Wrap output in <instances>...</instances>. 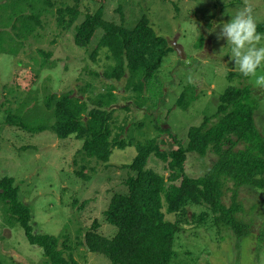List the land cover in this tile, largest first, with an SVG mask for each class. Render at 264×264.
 <instances>
[{
    "label": "rangeland",
    "instance_id": "obj_1",
    "mask_svg": "<svg viewBox=\"0 0 264 264\" xmlns=\"http://www.w3.org/2000/svg\"><path fill=\"white\" fill-rule=\"evenodd\" d=\"M54 1L71 4L74 0ZM253 3L261 23L264 0H253ZM81 4L83 10L90 11L103 6L107 18L115 15V9L121 5L129 28L147 14L155 30L172 47L141 96L125 90V78L112 81L118 88V101L112 105L116 125L113 136L121 133V127L126 125L124 135L134 142L156 138L163 149L170 151L178 142L186 143L190 126L200 124L205 115L213 114L219 95L229 84L242 82L251 84L260 102L255 119L260 129L264 127V87L255 85V77L246 78L237 70L231 60V45L226 38L217 39L219 26L235 15L243 0H82ZM27 6L28 0H16L9 11L2 7L1 23L9 20L13 8L24 10ZM49 8L51 12L42 16L43 26L34 35L20 42L18 39L5 42L3 47L6 45L12 54L0 51V177L15 178L20 200L31 208L35 232L58 236L65 255L72 254L80 264H112L106 256L88 250L82 242L94 220L100 222V232L106 236L116 230L104 220L103 212L114 192L127 190L124 181L128 170L123 165L132 162L137 153L136 144L114 147L109 161L104 163L81 158L77 151L82 140L59 138L50 129L34 133L6 123L9 108L22 112L23 116L28 114L30 124L39 123L42 109L35 106L42 105L44 90H74L84 98L104 88L106 80L92 74L101 73L109 63L106 48L98 49L93 55L102 30L96 31L86 48L79 47L73 40L74 26L65 31L58 28L53 16L56 6ZM82 19L80 16L77 23ZM8 30L11 33L10 27ZM40 50L51 53L43 65ZM231 71L237 73L232 82L228 80ZM258 73H264V67ZM189 85L191 90L187 88ZM28 89L33 92H27ZM183 91L195 95L187 108L177 105ZM31 95L37 96L39 104ZM187 155L186 172L192 176L204 174L217 159L212 153L200 156L188 152ZM165 165L152 154L147 166L167 176ZM225 184L224 201L228 203L233 183L226 180ZM239 200L243 204L240 216L252 224L248 235L237 238L227 228L190 222L176 235V257L172 264H264V190L242 186ZM187 208L189 218L192 213L205 210L200 205ZM164 211L168 220L175 218L173 213ZM63 242L72 249L65 248ZM0 259L3 264H48L42 250L29 243L22 226L7 222L1 202Z\"/></svg>",
    "mask_w": 264,
    "mask_h": 264
},
{
    "label": "trees",
    "instance_id": "obj_2",
    "mask_svg": "<svg viewBox=\"0 0 264 264\" xmlns=\"http://www.w3.org/2000/svg\"><path fill=\"white\" fill-rule=\"evenodd\" d=\"M15 1L1 0L0 10L6 7L9 11ZM81 3L82 0L71 4L28 0L29 6L24 10L13 8L5 24L0 17V51L12 54L6 45L3 47L5 42H16V39L20 42L34 35L36 29L43 26L42 16L51 12L49 7L56 6L53 16L58 28L65 31L74 26L73 40L79 47L86 48L96 31L102 30L93 55L98 49L106 48L109 63L101 73L92 72L94 77L102 76L106 80L102 90L84 98L74 90H44L42 105L35 106L42 109L39 123L30 124L28 114L23 116L22 112L11 108L6 119L8 125L22 130L36 133L50 129L59 138L82 140L77 151L81 158L98 162H108L114 147L136 144L137 153L132 162L123 165L128 170L124 181L127 190L114 192L103 212L104 220L116 230L106 236L100 232V222L94 220L82 243L88 250L106 256L112 264H172L176 257V235L190 222L227 228L237 238L248 235L252 224L240 216L243 204L239 200V188L247 185L264 190V127L260 129L256 123L255 112L260 102L251 84H229L219 95L213 114L205 115L200 124L190 126L186 143L178 142L170 151L163 149L156 138L134 142L124 135L126 125L121 127V133L113 136L116 125L112 105L118 101V88L112 81L125 78V90L141 96L172 47L167 38L155 30L147 14L129 28L121 5L115 9V15L107 18L103 6L90 11L83 10ZM27 9L32 10L28 13ZM80 16L83 19L77 23ZM257 30L264 34V21L258 24ZM39 54L44 58L42 65L49 61L50 52L40 50ZM236 74L229 72L228 80L232 82ZM187 88L191 90L192 86ZM27 92L33 91L28 89ZM192 93L183 91L177 105L187 108L195 98ZM34 98L39 104L37 96ZM188 152L200 156L212 153L217 159L204 174L192 176L186 172ZM152 154L166 163L167 176L147 166ZM77 173L87 177L81 171ZM226 180L233 183L228 203L224 201ZM0 202L7 222L22 226L29 243L42 250L48 264H80L72 254L65 255L58 236L35 232L31 208L20 200L14 177H0ZM188 205H200L205 210L192 213L189 218ZM164 209L175 218L168 220ZM62 245L72 249L66 242ZM0 264H3L1 259Z\"/></svg>",
    "mask_w": 264,
    "mask_h": 264
},
{
    "label": "clouds",
    "instance_id": "obj_3",
    "mask_svg": "<svg viewBox=\"0 0 264 264\" xmlns=\"http://www.w3.org/2000/svg\"><path fill=\"white\" fill-rule=\"evenodd\" d=\"M253 0H243V6L231 19L219 26L217 39L227 40L231 45V60L244 77H255L254 83L264 87V34L258 32L259 19L255 13ZM191 83V78L189 79Z\"/></svg>",
    "mask_w": 264,
    "mask_h": 264
},
{
    "label": "water",
    "instance_id": "obj_4",
    "mask_svg": "<svg viewBox=\"0 0 264 264\" xmlns=\"http://www.w3.org/2000/svg\"><path fill=\"white\" fill-rule=\"evenodd\" d=\"M178 51H179L180 55H182V56H183V53H182V50H181V48H178Z\"/></svg>",
    "mask_w": 264,
    "mask_h": 264
},
{
    "label": "bare ground",
    "instance_id": "obj_5",
    "mask_svg": "<svg viewBox=\"0 0 264 264\" xmlns=\"http://www.w3.org/2000/svg\"><path fill=\"white\" fill-rule=\"evenodd\" d=\"M182 56V55H181ZM184 56V55H183Z\"/></svg>",
    "mask_w": 264,
    "mask_h": 264
}]
</instances>
